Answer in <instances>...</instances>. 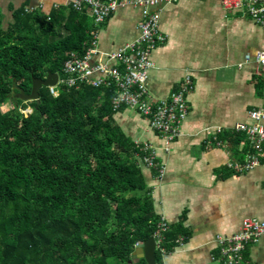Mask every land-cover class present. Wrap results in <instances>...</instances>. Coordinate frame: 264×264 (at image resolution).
Instances as JSON below:
<instances>
[{
	"label": "trees",
	"instance_id": "1",
	"mask_svg": "<svg viewBox=\"0 0 264 264\" xmlns=\"http://www.w3.org/2000/svg\"><path fill=\"white\" fill-rule=\"evenodd\" d=\"M88 18L21 11L5 28L0 16V264H145L133 251L159 230L149 153L116 123L114 90L41 87L38 104L17 97L32 78L61 76L71 53L87 54ZM180 232L169 229L163 248Z\"/></svg>",
	"mask_w": 264,
	"mask_h": 264
},
{
	"label": "crops",
	"instance_id": "2",
	"mask_svg": "<svg viewBox=\"0 0 264 264\" xmlns=\"http://www.w3.org/2000/svg\"><path fill=\"white\" fill-rule=\"evenodd\" d=\"M70 3L0 0V16L8 28L21 11L58 17L73 11ZM155 10L166 43L151 54L149 91L158 99L168 97L190 77L188 118L169 148L134 112H116L115 121L129 138L152 145L164 168L159 176L143 166L154 211L171 230L181 231L176 244L161 254V264H220L218 237L237 233L247 218L264 221V146L260 154L256 141L237 130L257 124L250 112H264V73L255 63L264 52V30L247 13L225 10L221 0H180ZM85 15L94 19L90 11ZM141 21L142 9L134 4L113 13L100 27L101 58L136 41ZM260 125L264 127V119ZM259 154L261 166L234 168ZM244 262L264 264V236L247 246Z\"/></svg>",
	"mask_w": 264,
	"mask_h": 264
},
{
	"label": "built area",
	"instance_id": "3",
	"mask_svg": "<svg viewBox=\"0 0 264 264\" xmlns=\"http://www.w3.org/2000/svg\"><path fill=\"white\" fill-rule=\"evenodd\" d=\"M178 1L180 0H70L73 11L82 14L88 11L92 13L96 24L92 32L93 43L87 54L80 56L77 53H71L69 55L57 85L49 87L50 92L57 95L58 88L71 90L79 86L114 90L115 95L112 99L114 112L128 110L146 118L150 129L158 134L166 148H169L181 136L182 125L188 118L186 97L192 92V83L190 77H187L179 92L160 99L151 95L148 83L149 72L154 68L150 60L151 54L166 43V37L160 34L161 16L155 8ZM221 3L227 11L247 13L264 30V0H221ZM128 4H134L142 9V21L139 25L141 35L136 41L119 51L106 54L104 58H101L103 56L99 49L100 27L120 7ZM250 61L251 57L248 56L246 63ZM255 63L264 73V52L257 54ZM249 116L257 124L239 125L237 130L246 132L252 140H255L256 149L261 154L262 146H264V127L260 125V122L264 119V112L254 110L249 113ZM135 143L137 147H140L138 150L141 153H149V157H144L145 165L149 168L157 166L159 176H163L164 168H160L159 164L155 163L156 149L139 140ZM260 154L252 156L246 165H234V168L239 172L261 166ZM158 227L159 230L153 236L156 240V250L165 255L166 250L162 245L164 234L170 227L164 218H160ZM263 236V220L245 219L237 233L217 238L220 264H245L244 254L247 246L258 243Z\"/></svg>",
	"mask_w": 264,
	"mask_h": 264
},
{
	"label": "water",
	"instance_id": "4",
	"mask_svg": "<svg viewBox=\"0 0 264 264\" xmlns=\"http://www.w3.org/2000/svg\"><path fill=\"white\" fill-rule=\"evenodd\" d=\"M59 79L58 74L49 73L45 80L39 78H32L31 90L29 94H25L21 91L17 94L21 100L25 102L36 101L39 103V89L41 87H55L57 85V80ZM144 260L145 264H157L156 262V240L151 237L146 240L141 246L135 248L132 254V261Z\"/></svg>",
	"mask_w": 264,
	"mask_h": 264
},
{
	"label": "rangeland",
	"instance_id": "5",
	"mask_svg": "<svg viewBox=\"0 0 264 264\" xmlns=\"http://www.w3.org/2000/svg\"><path fill=\"white\" fill-rule=\"evenodd\" d=\"M95 22V19L89 17L88 18V24H93ZM13 102L9 101L7 104H5L3 107H2V112H6L8 110H11L13 108ZM28 112H32L31 111V107H29L27 110H26V113ZM132 116H137L136 114L134 113H131ZM146 119V118H144ZM147 120V119H146ZM148 121V120H147ZM218 263V262H217ZM217 263H213V264H217Z\"/></svg>",
	"mask_w": 264,
	"mask_h": 264
}]
</instances>
